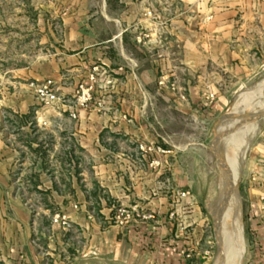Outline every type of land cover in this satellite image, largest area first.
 <instances>
[{
    "label": "crops",
    "instance_id": "1",
    "mask_svg": "<svg viewBox=\"0 0 264 264\" xmlns=\"http://www.w3.org/2000/svg\"><path fill=\"white\" fill-rule=\"evenodd\" d=\"M149 9L154 19L146 17ZM155 11L137 0H101L98 10L66 13L60 17L63 38L46 62L25 76L37 82L51 80L58 94L72 98L76 86L96 67L98 84L91 95L105 98L102 111L89 104L72 109V119L66 105L36 106L25 88L3 98L0 258L4 264H90L92 255L119 257L124 249L140 263L203 264L197 251L203 221L198 207L186 197L172 205L178 200L168 190L171 184L187 192L190 183L172 164V155H163L168 165L155 169L150 168L152 155L140 150L153 143L156 123L145 97L162 99L166 94L175 103L173 110L197 113L193 116L198 118L205 114L210 120L237 90L264 79V0H188L162 22ZM155 55L164 58L157 61ZM170 62L178 67L183 100L150 87L159 83L158 73L175 75ZM107 78L111 86L101 83ZM208 93L213 100L204 108ZM8 127L26 138L24 149L29 152L22 153L14 137L6 143ZM258 138L246 167L250 237L244 264H264V127ZM16 165L23 167L19 176L24 175L30 191L44 193V210L65 215L67 229L52 224L51 215L44 213L31 220L10 197L17 186L12 178ZM154 186L159 191L152 197ZM113 206L148 211L153 218L133 219L123 227L106 225Z\"/></svg>",
    "mask_w": 264,
    "mask_h": 264
},
{
    "label": "rangeland",
    "instance_id": "2",
    "mask_svg": "<svg viewBox=\"0 0 264 264\" xmlns=\"http://www.w3.org/2000/svg\"><path fill=\"white\" fill-rule=\"evenodd\" d=\"M137 1L143 4L144 8L152 5L162 22L163 18L170 19L174 15V11L182 8L188 0ZM100 3L101 0H0V114L2 116H5L3 98L6 95L17 94L20 88H25L27 93L32 95L36 106L47 107L39 104L32 91L28 89L27 84L30 81L39 82L26 78L27 72L46 62L56 45L63 38L62 25L60 23L62 15L88 9L98 10ZM145 15L151 19L156 17L150 9L145 11ZM158 24H155L156 27H158ZM161 58L164 57L153 56V59L157 61H160ZM170 67L171 71L176 72L175 75L168 78L165 77V72L164 74L158 73V76L160 75L158 79L159 83L156 81L150 87L151 89L160 88V92H170L173 94L174 100H183L182 89H180V81L178 80V67L174 66L172 62H170ZM262 80V78H258L237 90L229 98L226 107L210 120L206 119L205 114L202 118H198L193 116L198 115L197 113L180 114L176 110H173L175 103L169 102L166 94L163 95V100L157 97H145L148 111L154 116L156 123L153 124V143L147 146L141 145L140 150H146L152 155L150 168L155 169L160 168L163 164L168 165V157H165L164 163L163 155H172V164L178 168L181 176H186L187 181L190 183L187 192H181L178 190L179 188H175L171 184H169L168 190L174 200H178H175L172 205L178 204L180 198L186 197L192 201L193 206L196 205L198 207L199 220L203 219V221L200 228L202 235L197 245V251L203 256V264L215 263L218 244L222 248L221 257L223 256V240L218 224V215L217 228L215 227L216 206L219 196L223 194V201L230 190L232 166L229 159L234 158L238 160L241 145L245 142L244 156L239 164V171L234 184V190L239 201L237 213L241 238L238 241V252L232 255L228 261V264H244V255L250 237L247 231L248 221L246 220L248 211L246 194L247 159L250 149L259 141L258 134L259 130L264 127V116L255 118L251 124L246 123L248 126H244L246 124L238 125V123L250 115L264 112V97L251 96L250 99H247L244 107L240 106L237 108L235 114L233 106L240 95L252 90ZM104 81L102 80L101 83H104ZM97 84L98 82L96 81L95 85ZM107 86H111V84ZM209 94L211 93H208L203 100L204 108L213 100V97L211 99L208 98ZM75 96L76 92H74L72 98L62 96L65 100L63 104L72 106L75 103ZM140 100H143V98H140ZM89 104H92L97 110L102 111L104 106H106V100L98 94L97 96L91 95V100L87 106ZM168 105L170 108L167 107ZM236 119L239 121L231 122V120ZM3 120L4 122L6 121L5 125H7L8 119L4 117ZM221 127H224V132L221 130ZM7 129L4 136L6 143H11V137H14L19 143L17 146H19L18 148H20L22 153L29 152L27 148L24 149L26 138L19 134L16 136V132L11 130L10 127ZM230 133L231 137L229 141L228 135ZM36 136L41 137L40 134ZM217 138L218 142L215 144ZM225 151L226 153H224ZM228 151H231V154ZM224 160L228 172L227 181L221 178L220 172V164L223 163L224 167ZM22 168L21 165H16L13 169V184H17V186L9 194L10 197L27 210V214L31 220L42 216L43 213L51 215L50 219L56 214H62L54 212V210L53 212L52 210H49V212L44 210L46 203L44 193L30 191L29 187H27L28 183L24 181V175L19 176L24 171ZM166 183L168 181L164 184L166 185ZM18 184L22 187H19ZM158 191L159 189L155 187L151 190V196H156V192ZM188 206L190 205L187 204ZM112 209L113 213L106 220V225L123 227L133 219L145 221L153 218V213L140 211L139 209L134 210L120 206H113ZM119 210H124L125 213L120 216ZM89 211L92 210L90 209ZM172 217H175L174 213ZM68 227L69 225L64 228L67 229ZM139 227L136 228L135 232H138ZM126 245L125 242L124 246ZM143 246L145 247V244ZM145 249L143 248L142 250ZM120 255L119 257H115L113 253H107L105 256L92 255L90 264H146L145 261L140 263L138 258L133 257V255L131 256V253L126 251V249ZM221 263L222 259L219 264ZM0 264H4L1 258Z\"/></svg>",
    "mask_w": 264,
    "mask_h": 264
},
{
    "label": "bare ground",
    "instance_id": "3",
    "mask_svg": "<svg viewBox=\"0 0 264 264\" xmlns=\"http://www.w3.org/2000/svg\"><path fill=\"white\" fill-rule=\"evenodd\" d=\"M253 95H256V97H259V98L264 97V79L262 81H260L252 90L244 93L243 95H240V97L237 99V102L235 103V105L233 107L234 114L237 111V108L240 106L244 107L247 99H250L251 96H253ZM260 112H261V110H260ZM232 121L237 122L239 120L236 119V120H231V122ZM251 123L252 122H250V124ZM244 126H248V124H246ZM223 129H224V127H221L222 131H223ZM228 136H229V141H230L231 133ZM244 144H245V142L241 145L240 156H239L238 160H235L234 158L229 159L231 161L230 163L232 166L231 179H230L231 180L230 181V190L227 192V195L225 196V199L223 201H222L223 194H221L219 196L218 203L216 206L215 227L217 228V215H218V224H219V228L221 231V237L223 240V256L221 257L222 248L218 244V252H217V256H216V260H215L214 264H219L221 259H222L221 264H228V261H229V259H231L232 255H234L236 252H238V241H240L241 234H240L239 217H238V213H237V204L239 201L237 199V196H236V193L234 190V184H235V181L237 179V173L239 171L238 170L239 164H240V162L244 156V149H245ZM228 152H229V154H231V151H228ZM224 153H226V151ZM224 156H225V154H224ZM220 172H221V178L225 179V181H227L226 178L228 176V172L226 169L225 160H224V167H223V163L220 164ZM224 194H225V192H224ZM219 208H220V212H219ZM218 212H219V214H218Z\"/></svg>",
    "mask_w": 264,
    "mask_h": 264
},
{
    "label": "built area",
    "instance_id": "4",
    "mask_svg": "<svg viewBox=\"0 0 264 264\" xmlns=\"http://www.w3.org/2000/svg\"><path fill=\"white\" fill-rule=\"evenodd\" d=\"M98 69L96 67L91 68L90 73L86 76L85 82H80L75 89V103L72 106H67L69 108V117L72 119L75 118L73 113L74 108H84L87 106L88 102L91 100V93L96 86L97 81V73ZM111 84L109 78L104 81V85ZM29 90L32 91L35 99L39 104L47 107H53L56 105H65L63 104L65 100L62 96L57 93L53 83L51 80H44L42 82L36 83L30 81L27 84ZM213 95L209 94L208 98H212ZM125 213L124 210H119V215L121 216ZM51 223L60 226L61 228L67 227L68 223L66 221V217L62 214H56L51 218ZM120 223V222H119Z\"/></svg>",
    "mask_w": 264,
    "mask_h": 264
},
{
    "label": "water",
    "instance_id": "5",
    "mask_svg": "<svg viewBox=\"0 0 264 264\" xmlns=\"http://www.w3.org/2000/svg\"><path fill=\"white\" fill-rule=\"evenodd\" d=\"M262 116H264V112L259 113V114H255V115H250V116L246 117L242 122H239L238 125H239V124L250 123V122L254 121L255 118H260V117H262ZM215 142H216L215 144H217V142H218V138L216 139Z\"/></svg>",
    "mask_w": 264,
    "mask_h": 264
},
{
    "label": "trees",
    "instance_id": "6",
    "mask_svg": "<svg viewBox=\"0 0 264 264\" xmlns=\"http://www.w3.org/2000/svg\"><path fill=\"white\" fill-rule=\"evenodd\" d=\"M24 119L28 118V116H22Z\"/></svg>",
    "mask_w": 264,
    "mask_h": 264
}]
</instances>
